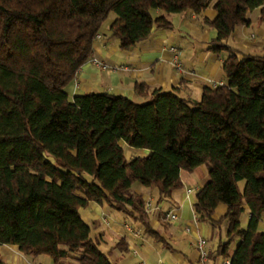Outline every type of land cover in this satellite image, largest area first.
<instances>
[{"label":"trees","instance_id":"16d2710c","mask_svg":"<svg viewBox=\"0 0 264 264\" xmlns=\"http://www.w3.org/2000/svg\"><path fill=\"white\" fill-rule=\"evenodd\" d=\"M207 7L216 12L203 18L216 29L208 48L224 56L225 81L198 99L158 87L145 101L107 91L69 95L112 12L113 34L129 50L154 27L171 28L170 14ZM255 8L264 24V0H0V246L54 264H114L81 213L95 201L167 247L145 196L131 188L150 187L158 205L183 187L181 170L205 164L208 180L193 209L198 221L225 226L215 256L264 264V54L241 57L223 42ZM145 87L137 82L136 93ZM126 146L148 152L127 157ZM219 203L226 210L215 219Z\"/></svg>","mask_w":264,"mask_h":264},{"label":"crops","instance_id":"0c3cea01","mask_svg":"<svg viewBox=\"0 0 264 264\" xmlns=\"http://www.w3.org/2000/svg\"><path fill=\"white\" fill-rule=\"evenodd\" d=\"M259 14V8L250 11L248 22L237 25L224 39L223 42L235 49L238 56L264 54V24L259 21ZM215 15L216 12L212 7H207L199 15L191 10L172 13L171 28L154 27L147 39L129 50H123L119 47V40L111 29L115 16L110 14L99 29L100 37L94 41L91 57H97L115 69H101L88 59L69 84L67 89L69 95L107 91L137 101H145L151 97V91L158 87L162 90L174 89L184 97L198 99L205 86H213L214 83L225 81L222 71L224 56L208 48L209 41L216 36V29L203 21V18L213 19ZM171 46L179 49L180 68L174 63ZM137 82H144L146 85L141 95L135 90ZM181 179L183 182L181 189L173 191L160 204L153 203V209L148 211L150 225L165 238L169 245L167 247L144 233L139 221L126 215L133 221L128 223L126 218H120L119 213L114 212L113 208L111 210L105 205L90 201L82 210V216L84 215L87 221L97 227L94 236L114 264L228 263V258L215 256L217 241L225 238V226L217 230L210 224L196 219L193 201L199 187L195 190L189 185L194 180L192 178L186 179L188 183L183 181L182 176ZM188 188L192 189L191 192H187ZM148 195L150 193L144 196ZM152 196L155 202L156 197ZM166 204L168 209L177 210L176 220L165 217L166 210L163 206ZM221 204L217 205L213 213L215 219L226 210V204H223L224 209L216 212ZM241 215L246 216L248 221V206L244 207ZM105 218L108 220L107 223ZM125 223L140 230V234L129 231ZM186 226L189 230L185 228ZM258 229L264 231V213L258 222ZM199 237L206 239L209 256L205 261L200 260L196 248ZM120 240L123 241L121 248H125L123 251L117 246ZM0 253L6 264H54L53 259L47 255H24L11 245H1Z\"/></svg>","mask_w":264,"mask_h":264},{"label":"rangeland","instance_id":"374dc122","mask_svg":"<svg viewBox=\"0 0 264 264\" xmlns=\"http://www.w3.org/2000/svg\"><path fill=\"white\" fill-rule=\"evenodd\" d=\"M111 15L115 16V13L112 12ZM125 148H126V156L127 157H131L133 155H145L148 152L147 149H137V148H133V147H129V146H126ZM181 176H182L183 181L185 183H188V181L186 180L188 178L194 179L189 185H192V187L196 190V187L202 186L208 180L207 167H206L205 164H202V165L198 166L197 168H195L192 172H189L187 170H182L181 171ZM243 185H244V180H241L239 182V186H240L241 189L243 188ZM131 191L132 192L139 191L143 195H146V194L150 193V191H152V189L150 187L144 186V185H142V184H140L138 182H135L133 184L132 188H131ZM150 195L152 196V195H154V193H150ZM153 203L155 204V202H153ZM223 204L224 203L221 204V206H223L222 208L220 206L219 209L216 210L217 213L220 212V210L222 211L224 209V205ZM167 206H168L167 204L165 206H163V209L166 210V211L168 209ZM107 208H109V207H107ZM110 209L112 210V208H110ZM113 211L116 212V213H119L120 218H124L125 217L128 223H132L133 222L132 220L127 218L126 215L124 216V213H122V212L120 213V211H118L116 209H114ZM83 218L86 220L84 215H83ZM108 219L110 220L109 217H108ZM105 221H106V218H105ZM87 222H89V221H87ZM247 223H248V221H247L246 216L241 215V226L243 228H245L247 226ZM89 224L91 225L92 235L94 236L95 229L97 227H95V224L92 223V222H89ZM236 244H237V239L231 244L230 251H229L230 253H232L234 251V249L236 247Z\"/></svg>","mask_w":264,"mask_h":264},{"label":"built area","instance_id":"2783aa9c","mask_svg":"<svg viewBox=\"0 0 264 264\" xmlns=\"http://www.w3.org/2000/svg\"><path fill=\"white\" fill-rule=\"evenodd\" d=\"M99 37H100V32H97L95 38H99ZM170 49L174 53V56H173L174 63L176 64L178 68H180V63L178 60L179 49L175 46H171ZM89 61L101 69H115L114 67L108 65L105 61L98 59L97 57H94V56L90 57ZM213 85H216V83H214ZM191 190H192L191 188H188L187 192H191ZM145 208L147 211H151L153 209V197L151 195H148L145 197ZM165 217L168 218L169 220H176L178 218V214L175 208L168 209L165 212ZM107 222L108 220L106 219V223ZM124 225L132 233L140 234V230L134 229L129 224H126V223ZM185 228L189 230L188 226H186ZM196 248L198 250L200 260L205 261L209 256V251L206 248V239L204 237H199L197 239ZM160 264H164V263H160Z\"/></svg>","mask_w":264,"mask_h":264}]
</instances>
